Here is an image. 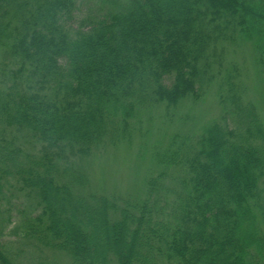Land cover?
<instances>
[{"label":"trees","instance_id":"1","mask_svg":"<svg viewBox=\"0 0 264 264\" xmlns=\"http://www.w3.org/2000/svg\"><path fill=\"white\" fill-rule=\"evenodd\" d=\"M242 43L264 79V0H0V212L22 235L0 229V264H264V118ZM210 97L236 127L153 153L171 187L87 192L89 158ZM13 186L33 204L6 202Z\"/></svg>","mask_w":264,"mask_h":264},{"label":"rangeland","instance_id":"2","mask_svg":"<svg viewBox=\"0 0 264 264\" xmlns=\"http://www.w3.org/2000/svg\"><path fill=\"white\" fill-rule=\"evenodd\" d=\"M235 51L231 54L232 58L240 67L245 66L243 81L248 88L249 97L257 104L264 118V79L255 62L253 43H242L241 47L236 48ZM215 101L211 97L192 105L183 101L175 106H161L151 115H147L144 118L142 130L135 133L132 141H119L116 146H110L105 151H101L100 155L96 154L95 158H89L85 162L89 182L87 192L108 196L136 195L143 189L147 191L146 178L152 174L153 177L159 176V179L163 176V184L171 187V178L168 179L165 175L176 174V172L167 168L165 164L156 165L151 155L162 148H167L171 139H177L180 135L185 137L186 141L195 142L200 141L203 128L218 125L225 130L234 129L236 125L233 120L222 112L220 104ZM28 194L25 189L13 186L9 188L5 200L11 203L16 201L13 205L18 203L32 205L34 199L28 197ZM23 207L26 208V206ZM10 209L9 206L1 209L0 229H6L3 241L16 243L18 247L22 244L20 242L22 235L14 228L18 218L12 212L14 223L12 225L5 219L9 217L6 212L10 213ZM48 256L50 260L54 259V262L59 264L69 263L65 254L55 253L52 257L48 253Z\"/></svg>","mask_w":264,"mask_h":264}]
</instances>
